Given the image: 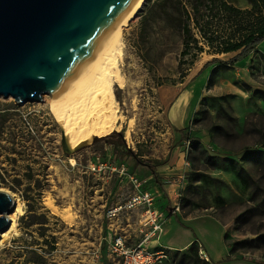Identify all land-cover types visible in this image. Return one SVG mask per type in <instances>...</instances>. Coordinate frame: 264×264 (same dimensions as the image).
<instances>
[{"label": "rangeland", "instance_id": "1", "mask_svg": "<svg viewBox=\"0 0 264 264\" xmlns=\"http://www.w3.org/2000/svg\"><path fill=\"white\" fill-rule=\"evenodd\" d=\"M156 2L147 0L125 29L126 83L115 85L127 117L121 130L67 152L49 94L25 103L0 96V191L24 205L17 231L0 237V264H118L116 238L165 244L176 234L173 224L183 227L187 217H205L186 225L218 261L211 264H264V41L235 64L239 52L207 47L192 65L182 55L179 27ZM179 103L185 129L171 119ZM198 141L201 147L193 145ZM171 184L172 198L164 187ZM146 192L155 198L150 208L163 214L162 230L155 231L150 213L142 217L147 205L130 204ZM68 210L71 222L61 214ZM236 241L242 243L233 247ZM187 248H167L168 258L157 264H182Z\"/></svg>", "mask_w": 264, "mask_h": 264}, {"label": "water", "instance_id": "2", "mask_svg": "<svg viewBox=\"0 0 264 264\" xmlns=\"http://www.w3.org/2000/svg\"><path fill=\"white\" fill-rule=\"evenodd\" d=\"M132 0H0V96L60 92L101 47ZM65 151L70 152L62 138ZM14 198L0 191V233Z\"/></svg>", "mask_w": 264, "mask_h": 264}, {"label": "bare ground", "instance_id": "3", "mask_svg": "<svg viewBox=\"0 0 264 264\" xmlns=\"http://www.w3.org/2000/svg\"><path fill=\"white\" fill-rule=\"evenodd\" d=\"M146 1L132 0L101 47L79 68L60 92L53 97L49 94L50 99L45 98L51 113L61 126L62 138L70 151L97 135L121 130L126 122L127 117L118 101L115 85L123 87L126 83L123 72L125 29L137 17ZM134 124L133 117L129 119L126 130V138L130 140ZM11 196L15 200V207L9 214L10 225L0 233L3 239L8 238L11 232L17 231V218L24 214V205L19 196L14 193ZM48 205L58 212L52 201H48ZM70 213L68 210L61 214L71 222L73 218Z\"/></svg>", "mask_w": 264, "mask_h": 264}, {"label": "trees", "instance_id": "4", "mask_svg": "<svg viewBox=\"0 0 264 264\" xmlns=\"http://www.w3.org/2000/svg\"><path fill=\"white\" fill-rule=\"evenodd\" d=\"M247 1L250 5L247 8L239 7L231 0H158L156 4L161 6L164 17L179 27L182 55L191 56L190 64L193 65L207 47L217 54L239 52L237 57L231 59V64H235L264 41V0ZM213 61L222 62L220 58ZM193 145L201 147L199 141ZM210 158L216 165L217 161ZM152 171L159 178L155 167H152ZM195 173L192 172L193 178L197 176ZM241 243L236 241L233 247ZM199 250L197 243L184 250L182 259L185 261L182 264H211L200 257Z\"/></svg>", "mask_w": 264, "mask_h": 264}, {"label": "built area", "instance_id": "5", "mask_svg": "<svg viewBox=\"0 0 264 264\" xmlns=\"http://www.w3.org/2000/svg\"><path fill=\"white\" fill-rule=\"evenodd\" d=\"M191 140L186 141V152H189L191 149ZM139 186V183L137 184ZM154 197L151 193L146 192L144 195H136L134 196L132 202L130 203L132 206L135 204H144L148 206L145 213H143L142 217H145V214L150 213L148 218L152 219L150 222L154 223V229L162 230V225L164 219L162 218V213H158L157 211H153L152 205L154 201ZM176 210H179L180 207L177 205L175 207ZM155 213V214H153ZM158 216L160 218V222L158 220ZM158 222V223H157ZM146 241V240H145ZM145 241L141 242L137 246L129 247L125 244L121 237L116 238L113 244V253L116 256V261L118 264H157L161 262L163 259L168 258L165 249L162 250H152L150 247L145 245ZM199 254L200 257L204 260L209 261L207 254L202 250L201 245L199 244Z\"/></svg>", "mask_w": 264, "mask_h": 264}, {"label": "crops", "instance_id": "6", "mask_svg": "<svg viewBox=\"0 0 264 264\" xmlns=\"http://www.w3.org/2000/svg\"><path fill=\"white\" fill-rule=\"evenodd\" d=\"M228 54H230V53H228ZM181 108H182V104L179 103L175 107H173L172 111H171V116H172L171 119H172L173 123L176 125V127H178V128H184L185 127V116L186 115L182 114V109ZM189 128L192 129V125L191 124H190ZM153 175H154V173H153ZM154 177H155V175H154ZM158 184L162 186V182L158 181ZM164 187H165L166 192L168 193V195L172 198V193H170L168 189H170L171 191L175 192V187H176L175 184H171V185H168V186L164 185ZM169 207H171V206L168 205V208L165 207V208L162 209L164 211V213L169 211ZM206 217L213 218V219H215L216 223L220 224L219 221L215 217L210 216V215L206 216ZM202 218H205V217H187V218H184L185 224L184 223L181 224V226H183V227L178 226V223L177 224H173L172 222H169L170 224L171 223L173 224V229L176 232L174 237L170 236L167 239V241L165 242V244H162L161 238H160V240H152L151 242H148L147 244L150 247V249H152V250L165 249L167 251V248H169V249H172V248L184 249V248L189 247L194 242L198 241L199 244L202 247V250L207 254L209 261L217 263L218 261L212 260L209 251L205 248V246H204L203 242L200 240L199 235L197 234V232L193 231L192 227H190L189 225H186L189 222L193 223V222L198 221V220H200ZM129 225H131V224H129ZM165 228H166V233L165 234L169 235V233H168L169 232L168 225L165 226ZM222 232L224 233V230L221 228V238H222ZM129 239L131 240V238H129ZM122 240H123V238H122ZM141 242H143V239L135 240V242H133V244L127 245V246L134 247V246H137L138 244H140ZM153 242H154V244H152Z\"/></svg>", "mask_w": 264, "mask_h": 264}]
</instances>
